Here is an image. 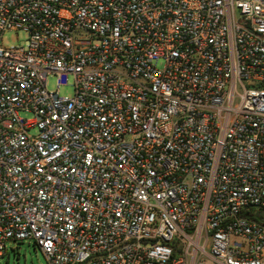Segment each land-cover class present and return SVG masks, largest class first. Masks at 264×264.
Returning <instances> with one entry per match:
<instances>
[{"label": "built area", "instance_id": "built-area-1", "mask_svg": "<svg viewBox=\"0 0 264 264\" xmlns=\"http://www.w3.org/2000/svg\"><path fill=\"white\" fill-rule=\"evenodd\" d=\"M28 239L264 264V0H0V257Z\"/></svg>", "mask_w": 264, "mask_h": 264}, {"label": "rangeland", "instance_id": "rangeland-1", "mask_svg": "<svg viewBox=\"0 0 264 264\" xmlns=\"http://www.w3.org/2000/svg\"><path fill=\"white\" fill-rule=\"evenodd\" d=\"M26 42V34L22 31H7L3 35V44L6 46L21 44ZM73 79L69 76L66 84H62L59 88V94L62 96H72ZM57 78L54 74L47 77V88L50 91L56 90ZM23 117L32 118L31 114L21 113ZM34 129L30 130V133ZM0 264H50L49 260L43 254L41 249L34 244L33 239L19 241L17 243H8L7 252L0 257Z\"/></svg>", "mask_w": 264, "mask_h": 264}]
</instances>
